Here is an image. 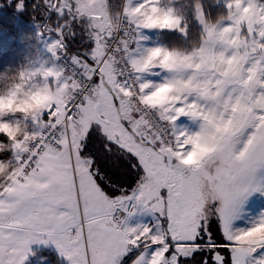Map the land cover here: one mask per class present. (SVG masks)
<instances>
[{"label":"snow or ice","instance_id":"snow-or-ice-1","mask_svg":"<svg viewBox=\"0 0 264 264\" xmlns=\"http://www.w3.org/2000/svg\"><path fill=\"white\" fill-rule=\"evenodd\" d=\"M43 2L53 56L77 27L84 47L68 70L19 73L35 100L17 109L23 138L5 117L16 92L0 97V264L38 239L70 264H264V207H247L264 198V0H223L215 19L202 0ZM96 144L131 184L104 173ZM138 207L154 225L120 219Z\"/></svg>","mask_w":264,"mask_h":264},{"label":"trees","instance_id":"trees-1","mask_svg":"<svg viewBox=\"0 0 264 264\" xmlns=\"http://www.w3.org/2000/svg\"><path fill=\"white\" fill-rule=\"evenodd\" d=\"M23 8L18 7L17 0H1L0 3V74L6 72H14L21 68L24 60L23 46L26 45L30 37H35V23L47 22L55 27L57 23L56 14L50 12L45 17L44 12L47 11L43 1L40 0H23ZM114 4H119L121 0H112ZM206 9L211 13V17L215 19L221 14L223 3L218 0H202ZM20 3V2H19ZM191 3V0H188ZM43 26V25H42ZM195 21L192 22V31H195ZM51 33L54 31L49 30ZM77 35L74 37H65L64 50L68 55L77 52L84 47L82 41L85 39L82 30L76 28ZM163 43L179 44L180 38L174 34H158ZM29 43V42H28ZM25 47V46H24ZM23 56V57H22ZM94 152L98 160V166L112 178L113 182H117L127 187L132 182V172L129 170V164L121 156L113 153L109 155L103 151L100 144L94 146ZM47 256V255H46ZM200 257L198 256V259ZM48 264H64L53 252H49Z\"/></svg>","mask_w":264,"mask_h":264},{"label":"rangeland","instance_id":"rangeland-1","mask_svg":"<svg viewBox=\"0 0 264 264\" xmlns=\"http://www.w3.org/2000/svg\"><path fill=\"white\" fill-rule=\"evenodd\" d=\"M219 1L223 3V0H218V2ZM20 4L21 3L18 2L17 5L20 6ZM1 5L2 4L0 3V6ZM44 21L45 20H43L42 23L37 22L33 24L35 27L34 28L35 37L34 38L30 37L31 39L27 41L26 45H24L25 47L23 46L24 60H21L23 63L20 69H32V68L40 67L41 65L45 67H50V66L59 67L55 61V57L48 48V45L53 40H55V37L57 38V34L51 33L50 31H43L42 25L44 24ZM158 34L159 33H155V32L147 33L149 37L147 43L149 44L163 43L158 37ZM34 82L39 83L38 80ZM178 123L188 128L194 129L196 127L194 122L189 121L183 117L180 118ZM247 207L249 208L250 212L254 213L255 211L259 210L261 207H264V198L252 197ZM123 220L130 227H134L137 224L154 225L156 221V214L151 212L150 210L141 209L138 207L136 210L132 211L131 215H128L127 213L125 215L124 213ZM237 223L239 224V221H237ZM213 231L215 232L214 226H213ZM38 241H43V244L41 246L43 248H39L34 252L27 251L25 254V259L22 261V264H48L49 252L55 253V255L59 258V260L62 261L64 264H70V261H68L67 258L60 253V251L57 249L56 245L52 241L50 240L45 241L44 239H39Z\"/></svg>","mask_w":264,"mask_h":264},{"label":"clouds","instance_id":"clouds-1","mask_svg":"<svg viewBox=\"0 0 264 264\" xmlns=\"http://www.w3.org/2000/svg\"><path fill=\"white\" fill-rule=\"evenodd\" d=\"M24 69H18L14 72H6L0 74V97H5L3 101V106L7 107L9 104V93L15 91L16 98L12 101V108L10 111L5 113L6 122L11 124L13 128L19 127V131L16 135L23 138V133L25 129L23 128V117L24 113L17 111L19 107H27V103H35V100L31 99L29 92L30 86L27 83L21 81L19 73ZM21 85L20 89L17 90L16 86ZM27 102V103H26ZM19 120L21 124L17 126L16 121ZM2 143V142H0ZM5 168L0 171V184L4 183L8 177V170L10 165L5 161Z\"/></svg>","mask_w":264,"mask_h":264},{"label":"built area","instance_id":"built-area-1","mask_svg":"<svg viewBox=\"0 0 264 264\" xmlns=\"http://www.w3.org/2000/svg\"><path fill=\"white\" fill-rule=\"evenodd\" d=\"M55 61L59 67H63L66 70H68L71 67L70 60H69V55L66 53V51L63 49H57L56 50V55ZM124 218V213L120 214V219Z\"/></svg>","mask_w":264,"mask_h":264},{"label":"crops","instance_id":"crops-1","mask_svg":"<svg viewBox=\"0 0 264 264\" xmlns=\"http://www.w3.org/2000/svg\"><path fill=\"white\" fill-rule=\"evenodd\" d=\"M55 39H56V37H55ZM125 215H126V213H125ZM38 240H36V242L33 241V242L29 243V245H28V252L29 251L30 252H34L35 250H37L39 248H43V247H41L42 244H43V241H38Z\"/></svg>","mask_w":264,"mask_h":264},{"label":"flooded vegetation","instance_id":"flooded-vegetation-1","mask_svg":"<svg viewBox=\"0 0 264 264\" xmlns=\"http://www.w3.org/2000/svg\"><path fill=\"white\" fill-rule=\"evenodd\" d=\"M1 1V0H0ZM18 2H20L21 4H20V6H18V7H21V8H23V3H24V1L23 0H17ZM40 1H43V0H40ZM18 4V3H17Z\"/></svg>","mask_w":264,"mask_h":264}]
</instances>
